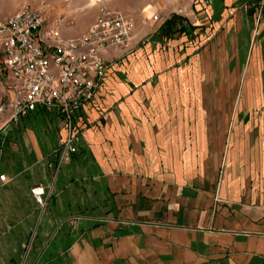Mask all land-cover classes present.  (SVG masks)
I'll use <instances>...</instances> for the list:
<instances>
[{"label": "crops", "instance_id": "obj_1", "mask_svg": "<svg viewBox=\"0 0 264 264\" xmlns=\"http://www.w3.org/2000/svg\"><path fill=\"white\" fill-rule=\"evenodd\" d=\"M250 1L162 0L131 19L134 46L104 51L55 175L53 110L0 123V264H264V9Z\"/></svg>", "mask_w": 264, "mask_h": 264}, {"label": "built area", "instance_id": "obj_2", "mask_svg": "<svg viewBox=\"0 0 264 264\" xmlns=\"http://www.w3.org/2000/svg\"><path fill=\"white\" fill-rule=\"evenodd\" d=\"M248 3L258 20L264 0ZM60 21L43 4L23 6L0 18V68L10 76L6 87L11 92L0 98V123L18 121L39 107L53 110L64 131L55 145L53 175L77 152V113L93 99L105 75L104 51L129 52L134 46L133 23L119 10L101 8L88 28L73 37L62 36ZM0 179L5 180L3 175ZM30 193L44 204L43 186L33 185Z\"/></svg>", "mask_w": 264, "mask_h": 264}, {"label": "rangeland", "instance_id": "obj_3", "mask_svg": "<svg viewBox=\"0 0 264 264\" xmlns=\"http://www.w3.org/2000/svg\"><path fill=\"white\" fill-rule=\"evenodd\" d=\"M162 0H0V18L12 14L23 6H45L51 17L61 18L60 24L88 25L103 7L121 11L134 20L137 15H149ZM150 8L142 11L144 6ZM139 6V8H138ZM170 7L158 10V14L167 12Z\"/></svg>", "mask_w": 264, "mask_h": 264}, {"label": "trees", "instance_id": "obj_4", "mask_svg": "<svg viewBox=\"0 0 264 264\" xmlns=\"http://www.w3.org/2000/svg\"><path fill=\"white\" fill-rule=\"evenodd\" d=\"M166 21H167V23H169V24L171 23V21H169V19H168V20H166Z\"/></svg>", "mask_w": 264, "mask_h": 264}]
</instances>
